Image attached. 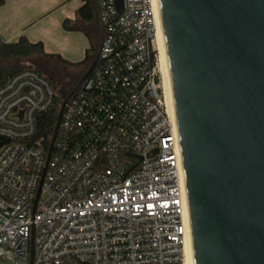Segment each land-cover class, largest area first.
I'll list each match as a JSON object with an SVG mask.
<instances>
[{
    "label": "built area",
    "instance_id": "built-area-1",
    "mask_svg": "<svg viewBox=\"0 0 264 264\" xmlns=\"http://www.w3.org/2000/svg\"><path fill=\"white\" fill-rule=\"evenodd\" d=\"M97 1L102 63L67 104L48 164L37 135L53 84L27 68L0 87V264H186L190 216L159 0Z\"/></svg>",
    "mask_w": 264,
    "mask_h": 264
},
{
    "label": "water",
    "instance_id": "water-1",
    "mask_svg": "<svg viewBox=\"0 0 264 264\" xmlns=\"http://www.w3.org/2000/svg\"><path fill=\"white\" fill-rule=\"evenodd\" d=\"M91 1L99 44L60 105L47 164L67 104L102 63L104 26ZM159 7L194 264H264V0H159Z\"/></svg>",
    "mask_w": 264,
    "mask_h": 264
},
{
    "label": "crops",
    "instance_id": "crops-1",
    "mask_svg": "<svg viewBox=\"0 0 264 264\" xmlns=\"http://www.w3.org/2000/svg\"><path fill=\"white\" fill-rule=\"evenodd\" d=\"M85 3V0H2L0 39L4 43H16L25 37L32 44L41 43L46 54L58 55L72 64L79 63L96 44L93 31L98 23L94 6L93 21L85 22L78 16ZM66 21L71 30L64 28ZM42 60L46 64L49 63L45 60L55 61L65 69L63 84L67 76L77 82L85 69H72L56 60Z\"/></svg>",
    "mask_w": 264,
    "mask_h": 264
},
{
    "label": "trees",
    "instance_id": "trees-1",
    "mask_svg": "<svg viewBox=\"0 0 264 264\" xmlns=\"http://www.w3.org/2000/svg\"><path fill=\"white\" fill-rule=\"evenodd\" d=\"M85 1L86 3L78 11V16L85 22H91L94 20L93 6L90 0H85ZM64 28L66 30L72 29V27L69 26L68 21L64 23ZM92 52H94V48L87 51L86 57L83 61L76 64H72L65 61L58 55H49L44 53V49L41 43L32 44L25 37H21L20 40L16 43H4L0 39V60L3 61H14V60L27 61L31 57L38 55L41 58L56 60L59 64L72 69H80V68L88 67V65L92 60V56H91ZM27 68H32V67H26L20 70H13L10 72L6 68H3L0 64V87L6 83L8 78L12 77L13 75ZM51 83L53 84L54 89L57 93L55 105L50 111L43 114L38 120L37 137L43 138L46 146H49L51 142L53 131L57 123V115L59 112V108L62 101L65 98L64 97L65 95L59 91V87L52 81Z\"/></svg>",
    "mask_w": 264,
    "mask_h": 264
},
{
    "label": "rangeland",
    "instance_id": "rangeland-1",
    "mask_svg": "<svg viewBox=\"0 0 264 264\" xmlns=\"http://www.w3.org/2000/svg\"><path fill=\"white\" fill-rule=\"evenodd\" d=\"M46 64L41 57L35 55L28 59L27 61H3L0 60V64L3 68H6L8 71L20 70L26 67H32L41 71L50 81L55 83L59 87V91L66 95L69 90V86L63 84V79L65 75V69L62 66H59L55 61L45 60ZM53 65V66H51Z\"/></svg>",
    "mask_w": 264,
    "mask_h": 264
},
{
    "label": "bare ground",
    "instance_id": "bare-ground-1",
    "mask_svg": "<svg viewBox=\"0 0 264 264\" xmlns=\"http://www.w3.org/2000/svg\"><path fill=\"white\" fill-rule=\"evenodd\" d=\"M159 57H160V67L163 77V85H164L166 100L168 102V106L170 110L174 112L173 97H172L171 84H170V75H169L164 34L161 24V17H160V28H159ZM185 256H186V264H194L191 232L189 233V237L187 238L186 241Z\"/></svg>",
    "mask_w": 264,
    "mask_h": 264
},
{
    "label": "flooded vegetation",
    "instance_id": "flooded-vegetation-1",
    "mask_svg": "<svg viewBox=\"0 0 264 264\" xmlns=\"http://www.w3.org/2000/svg\"><path fill=\"white\" fill-rule=\"evenodd\" d=\"M94 37H95V47H94V52L92 54V58L96 52V49L98 47L99 44V40H100V30L98 27V24L95 25L94 31H93ZM77 82H72V78L70 76H67L66 81H65V85H68L70 88L67 91V94L73 89V87L76 85ZM66 94V95H67Z\"/></svg>",
    "mask_w": 264,
    "mask_h": 264
}]
</instances>
